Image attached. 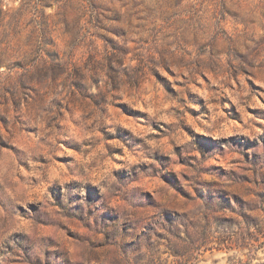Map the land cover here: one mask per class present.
I'll use <instances>...</instances> for the list:
<instances>
[{"label": "rangeland", "instance_id": "374dc122", "mask_svg": "<svg viewBox=\"0 0 264 264\" xmlns=\"http://www.w3.org/2000/svg\"><path fill=\"white\" fill-rule=\"evenodd\" d=\"M0 264H264V0H0Z\"/></svg>", "mask_w": 264, "mask_h": 264}, {"label": "clouds", "instance_id": "9594fccd", "mask_svg": "<svg viewBox=\"0 0 264 264\" xmlns=\"http://www.w3.org/2000/svg\"><path fill=\"white\" fill-rule=\"evenodd\" d=\"M185 75H187V72L185 73ZM223 78L224 77H220V79H223ZM214 83H216L217 85H219V87L221 88V92L226 91V89H224L223 85H220L219 84V80H215ZM192 90L193 91H196V92H199V90L196 89V88H192ZM221 92L212 93L211 95H212L213 99H215L216 101H219ZM200 94L201 95H204L205 96V99L208 98V94H206V93H200ZM174 106H177L178 107L179 105H174ZM185 106L192 107L193 105L186 103ZM181 111H183V108H181ZM197 131H199V129H197Z\"/></svg>", "mask_w": 264, "mask_h": 264}]
</instances>
